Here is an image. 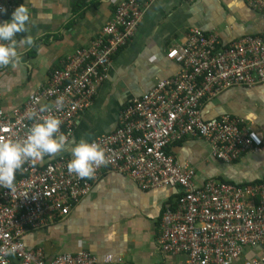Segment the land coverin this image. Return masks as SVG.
<instances>
[{
    "label": "built area",
    "instance_id": "obj_1",
    "mask_svg": "<svg viewBox=\"0 0 264 264\" xmlns=\"http://www.w3.org/2000/svg\"><path fill=\"white\" fill-rule=\"evenodd\" d=\"M19 0H0L2 14ZM154 0H123L87 48L77 49L63 66L49 73L45 85L31 93L20 108L1 107L0 140L20 141L41 117L60 121L58 133L67 141L75 118L93 103L96 86L104 81L113 56L134 36L148 5ZM264 15V0H245ZM178 69L146 93L126 102L116 129L89 142L104 150L106 164L91 178L69 174L70 157L40 163L25 162L14 173V189L0 186V264H108L80 247L51 260L41 249H28L24 239L46 223L65 218L88 196L103 170H115L141 190L174 188L175 206L165 207L157 245L161 252L184 256L182 264H234L247 249L264 251V182L238 186L208 180L197 186L192 168L179 164L166 151L188 137L207 141L210 157L231 164L246 152L261 151L262 139L239 117L204 120L201 110L218 93L264 84V33L223 43L216 33L187 32L181 45L167 51ZM57 97H63L57 108ZM44 109L43 111L41 109ZM32 112L31 119L27 113ZM241 264H264L261 256Z\"/></svg>",
    "mask_w": 264,
    "mask_h": 264
},
{
    "label": "crops",
    "instance_id": "obj_2",
    "mask_svg": "<svg viewBox=\"0 0 264 264\" xmlns=\"http://www.w3.org/2000/svg\"><path fill=\"white\" fill-rule=\"evenodd\" d=\"M121 1L19 0L16 7L28 10L29 21L26 32L15 35L18 61L0 65L1 107L5 111L20 108L31 93L47 83L52 70L61 68L77 49L90 45ZM12 11L2 14L0 22ZM194 29L216 33L220 41L229 43L246 35H263L264 17L245 0H154L134 36L113 56L106 78L96 86L92 105L75 118L72 136L59 152L40 163L70 157L76 142L113 132L118 113L128 100L176 73L178 67L167 59V51L181 45L187 32ZM24 36L32 37L31 47L19 43ZM201 115L204 120L242 118L246 127L259 134L262 147L258 153L241 154L231 164L212 159L207 141L201 138L188 137L167 147L175 161L194 170L196 185L208 180L238 186L263 183L264 84L222 91L204 103ZM177 194L174 188L141 190L128 176L103 170L90 194L67 217L28 234L25 246L41 249L46 260L81 247L99 260L111 255L108 264H182L184 256L165 254L157 245L162 213L165 207H174ZM263 252L247 249L243 258L259 257ZM243 258L234 264H241ZM9 264L18 262L11 259Z\"/></svg>",
    "mask_w": 264,
    "mask_h": 264
},
{
    "label": "clouds",
    "instance_id": "obj_3",
    "mask_svg": "<svg viewBox=\"0 0 264 264\" xmlns=\"http://www.w3.org/2000/svg\"><path fill=\"white\" fill-rule=\"evenodd\" d=\"M2 11L0 9V12ZM28 21V10L19 5L6 21L0 22V65H15L18 61L15 35L26 32ZM19 43L31 47L33 40L31 36H24ZM62 101L63 97H57L55 101L57 108L61 107ZM27 116L31 119L33 113L28 112ZM40 121L29 127L20 141L0 140V186L3 188L14 189V173L26 161L38 163L45 155L56 154L65 146V136L57 134L60 121L51 115L41 117ZM105 164L104 150L98 144L80 140L70 149L66 170L69 174H75L77 178L87 179L94 175L96 167Z\"/></svg>",
    "mask_w": 264,
    "mask_h": 264
},
{
    "label": "trees",
    "instance_id": "obj_4",
    "mask_svg": "<svg viewBox=\"0 0 264 264\" xmlns=\"http://www.w3.org/2000/svg\"><path fill=\"white\" fill-rule=\"evenodd\" d=\"M261 14H262V13H261ZM262 15H263V14H262ZM263 17H264V15H263ZM175 143L177 144V142H175ZM175 143H172V144H175ZM172 144H171V145H172ZM219 181L225 182V181H223L222 179L219 180ZM256 183H259V182H256ZM242 185H246V183H242ZM178 195H179V194L176 195V198H177ZM171 205H172V204H168L167 206H171ZM75 206H76V205H75ZM75 206H74V207H75ZM174 206H175V203H174ZM55 221H57V220H55ZM55 221H54V222H55Z\"/></svg>",
    "mask_w": 264,
    "mask_h": 264
}]
</instances>
